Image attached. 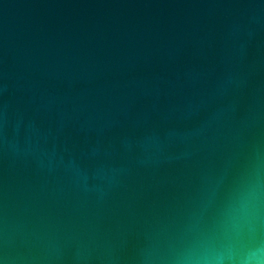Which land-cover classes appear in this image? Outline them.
Listing matches in <instances>:
<instances>
[{
    "label": "water",
    "instance_id": "obj_1",
    "mask_svg": "<svg viewBox=\"0 0 264 264\" xmlns=\"http://www.w3.org/2000/svg\"><path fill=\"white\" fill-rule=\"evenodd\" d=\"M264 261V0H0V264Z\"/></svg>",
    "mask_w": 264,
    "mask_h": 264
},
{
    "label": "clouds",
    "instance_id": "obj_2",
    "mask_svg": "<svg viewBox=\"0 0 264 264\" xmlns=\"http://www.w3.org/2000/svg\"><path fill=\"white\" fill-rule=\"evenodd\" d=\"M204 264H264V261H256L252 258V255L241 257L239 259L235 257H225L223 254L215 256H205L202 258Z\"/></svg>",
    "mask_w": 264,
    "mask_h": 264
}]
</instances>
